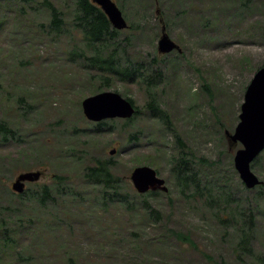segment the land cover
<instances>
[{"label": "rangeland", "instance_id": "374dc122", "mask_svg": "<svg viewBox=\"0 0 264 264\" xmlns=\"http://www.w3.org/2000/svg\"><path fill=\"white\" fill-rule=\"evenodd\" d=\"M45 1L34 0L30 8L18 0H0V108L7 109L0 119L10 118L12 126L32 134L28 142L13 141L0 149L5 167L0 174V264H264V215L250 218L251 206L238 222H229L227 214L215 216L186 196L189 191L183 195L171 170V159L182 149L170 133L175 131L189 148L192 169L209 181L227 182L229 191L244 198L234 165L242 145L227 135L234 134L246 90L264 68V0H251L255 7L247 13L237 10L233 0H113L129 25L117 30L120 47L143 64L168 66L154 97L172 126L151 115L146 86L113 80L108 87L98 78L91 80L99 73L84 72L82 58L70 56L74 50L90 53L80 32L74 38L68 34L75 0H49L67 20V32L56 38L48 34ZM163 30L180 50L159 53ZM102 92L131 98L140 114L131 122L106 120L111 128L96 132L98 123L87 119L82 102ZM21 96L28 105L22 117L19 104L12 111ZM38 140L51 149L48 156H33L43 153ZM96 159L114 160L115 173L136 198L132 172L141 166L155 169L169 189L150 200L161 221L132 206L90 212L85 204L90 194L83 189L73 190L78 200L67 209L69 199L44 207L31 197L57 175L80 176ZM38 171L41 179L27 183L29 193L20 198L13 182L22 173ZM252 171L264 182V165ZM169 231L188 233L191 241Z\"/></svg>", "mask_w": 264, "mask_h": 264}, {"label": "trees", "instance_id": "16d2710c", "mask_svg": "<svg viewBox=\"0 0 264 264\" xmlns=\"http://www.w3.org/2000/svg\"><path fill=\"white\" fill-rule=\"evenodd\" d=\"M18 1L24 7H28L34 2V0ZM233 1L237 4V10H241L244 13L252 11L255 7V3L252 5L251 0ZM44 5L50 13V22L47 26L48 34L54 38L61 37L67 32V29L64 28V26L67 25V20L64 19V13L49 0H46ZM30 8H32V5H30ZM73 10L70 19L72 30L68 31V34L74 38L75 32H80L83 36V41L90 52L72 51L70 56H79L82 58V62L80 63L81 68H79L86 73L95 70L99 74L92 75L91 80L98 78L108 87L111 86L113 80L127 83L138 82L141 85L146 86L148 88L147 93L149 98L148 109L151 115L155 119L162 120L167 125L172 126L170 115L167 111L162 110L159 107V103L154 97V90L158 84L163 82V72H168V66L163 62L156 63L155 61H152L148 64H143V62L139 60H134L129 55L131 53L126 48L123 49L120 47V32L112 27L105 13L92 0H75ZM34 31L36 33L35 29ZM38 35L39 32H37V36ZM262 67H264V63ZM26 98V96L19 97L16 100L15 105L12 107L13 111L18 104L20 105V117L27 114L28 105L25 101ZM125 98L130 100L135 106L131 98H128L127 96ZM33 106L34 105L29 104V108H33ZM135 108L136 116L140 114V111L136 106ZM6 110L5 105L4 109L0 108V114L4 113ZM132 119L127 121L131 122ZM11 123H13V121H11L10 118L3 117L0 119V149H5L7 146L12 145L13 141L17 145L19 143H24V141L28 142L30 137H32V134H24L18 126H12ZM107 124V121L98 123L95 126L96 132H102L105 126L111 128V126ZM170 133L179 143L180 149H182L180 150L181 153L178 157L171 159V170L175 174L180 186V192L183 195H186V191H189V194L186 196H190L195 201L201 202L205 206L211 208L215 216L227 214L230 218L229 222H238L239 219L246 216L247 210L253 208L251 206L255 207V212L250 215V218H252L254 214L264 215L263 181H261L262 184L260 186L253 190L246 189L243 183H240L244 198L238 197L237 192H235L234 195V193L226 188L225 183L227 182H221L217 177L209 181L205 179L203 172L201 173V171L192 169L193 157L188 151L189 148L181 141L175 131H170ZM40 143V140H38L37 145L41 148L43 153L42 155L33 154L36 158L45 155L48 156L51 152L50 148L49 150L47 147H44V145H39ZM86 157L83 159H86ZM12 161L13 160L10 158L7 160V162ZM201 161H203V164L210 166L211 168L216 166L214 162L209 163L206 159L198 160V162ZM262 165H264V151L251 164V168L256 169ZM116 166L115 161L112 159H96L91 165H88L83 169L80 176L70 178L57 175L53 178L50 184L41 186L33 191L31 197L36 199L40 206L44 207L49 203L54 204L58 202L61 204L65 199H69L70 201H68L67 207H65V209H67L78 200V196L73 190L83 189L90 194L89 199L85 201L86 205L89 204L88 211L90 212L97 213L100 210H109L113 205L132 206L138 211L144 210L148 212L154 221H161V212L150 205V200L158 198L165 192L157 190L154 192H148L144 195L138 194V198L132 196V194L128 192V187L125 182L115 173L114 169ZM4 171L5 167H2V164H0V174ZM28 193L29 191H25L20 198L28 195ZM166 196L168 199H171L169 194ZM137 201L138 206L135 205ZM222 221H226V219H222ZM250 221L253 222V219ZM243 223L245 225L247 221L245 220ZM169 232L176 239L191 241L188 233L186 234L179 231ZM246 239L247 237L243 236L242 242H246ZM244 248L247 250V246L243 247V249Z\"/></svg>", "mask_w": 264, "mask_h": 264}, {"label": "water", "instance_id": "95a60500", "mask_svg": "<svg viewBox=\"0 0 264 264\" xmlns=\"http://www.w3.org/2000/svg\"><path fill=\"white\" fill-rule=\"evenodd\" d=\"M93 2L102 9L114 29L119 31L128 29L129 25L122 11L113 0ZM174 50L180 48L163 30L158 42L159 53L169 54ZM82 108L87 119L94 123L114 119L129 120L136 113L133 103L117 92H102L87 97L82 102ZM239 119L234 134L228 133L227 137L233 143L242 145L234 158L235 169L246 188L254 189L262 184L253 173L251 164L264 151V68L255 73L246 90ZM115 153L116 150L110 152L111 155ZM41 176V171L22 173L13 182L12 189L17 194H23L26 191V184L38 182ZM130 179L141 195L157 190L165 193L169 191L156 170L148 166L135 168Z\"/></svg>", "mask_w": 264, "mask_h": 264}]
</instances>
